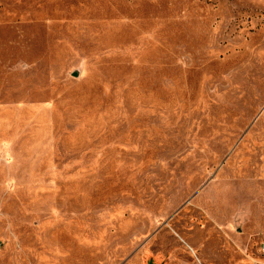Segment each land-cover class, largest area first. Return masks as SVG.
Wrapping results in <instances>:
<instances>
[{
  "label": "rangeland",
  "instance_id": "1",
  "mask_svg": "<svg viewBox=\"0 0 264 264\" xmlns=\"http://www.w3.org/2000/svg\"><path fill=\"white\" fill-rule=\"evenodd\" d=\"M0 264H264V0H0Z\"/></svg>",
  "mask_w": 264,
  "mask_h": 264
}]
</instances>
